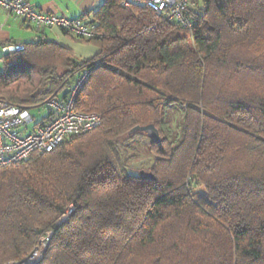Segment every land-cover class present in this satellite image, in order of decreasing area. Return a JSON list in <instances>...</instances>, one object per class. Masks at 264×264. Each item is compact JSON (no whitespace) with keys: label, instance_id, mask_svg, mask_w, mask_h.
I'll return each instance as SVG.
<instances>
[{"label":"trees","instance_id":"1","mask_svg":"<svg viewBox=\"0 0 264 264\" xmlns=\"http://www.w3.org/2000/svg\"><path fill=\"white\" fill-rule=\"evenodd\" d=\"M194 1L189 32L146 0H103L90 20L100 36H73L94 57L44 37L0 73V96L33 105L64 97L99 59L75 109L102 118L0 167V264L48 232L35 264H264V0ZM150 123L153 179L130 174L122 155L147 136L129 130Z\"/></svg>","mask_w":264,"mask_h":264},{"label":"built area","instance_id":"2","mask_svg":"<svg viewBox=\"0 0 264 264\" xmlns=\"http://www.w3.org/2000/svg\"><path fill=\"white\" fill-rule=\"evenodd\" d=\"M146 4L155 12L164 13L166 20L191 31L192 21L188 12L194 8V0H146ZM0 10L24 20L39 31L40 33L33 39L34 42L44 39L41 31L47 28L62 29L80 38L100 36L91 19L70 18L45 12L36 8L32 0H0ZM24 47L23 42L5 43L1 46L0 55L7 57L0 58V73L15 60V54ZM99 63L100 60L95 59L81 69L64 97L52 96L33 105H16L0 96V167L26 160L36 152H50L67 137L88 132L101 124L100 114L79 112L75 109L77 96L89 78L90 66ZM41 110L44 111V115L39 121L34 122L36 117L34 112ZM71 210L72 207L67 213L69 214ZM40 246L41 244L25 259L6 264H35L43 254V250L38 249ZM40 252L41 255H38Z\"/></svg>","mask_w":264,"mask_h":264},{"label":"crops","instance_id":"3","mask_svg":"<svg viewBox=\"0 0 264 264\" xmlns=\"http://www.w3.org/2000/svg\"><path fill=\"white\" fill-rule=\"evenodd\" d=\"M102 2L103 0H32L34 6L39 10L64 15L70 18L84 16V18L88 20L92 19L93 11L97 9ZM11 29L12 31L20 32L16 41L23 43L33 41L36 35L40 33L24 20L13 15H7L0 10V46L12 38ZM41 32L45 40L57 42L70 49L78 60L91 59L99 51L96 45L88 43L86 40L75 38L70 34L68 35L57 28H47Z\"/></svg>","mask_w":264,"mask_h":264},{"label":"rangeland","instance_id":"4","mask_svg":"<svg viewBox=\"0 0 264 264\" xmlns=\"http://www.w3.org/2000/svg\"><path fill=\"white\" fill-rule=\"evenodd\" d=\"M196 1H197V5L200 6L201 0H196ZM24 30H26V29H24ZM10 32H12V34H11L12 38L7 40L6 43L18 42V41H16V39H18V35L20 32L12 31V29L10 30ZM3 45L4 44H2L1 46H3ZM1 46H0V48H1ZM176 106H177V104L172 103L171 107L169 108L170 110L167 114L168 120L170 121L172 127L175 129L177 128L178 123H179L180 118H181L180 110H177L176 108L178 106L177 107ZM34 113L36 114L34 122L39 121L41 119V116L44 115V111H42V110L39 112L35 111ZM148 139H149L148 136H136L131 143V148L126 147L128 149V151L127 150L124 151V148H122V151H123L122 155L125 159V163L127 165L128 172L132 175H137L139 170H141V169L148 170L150 165H151L153 158L150 155V153L147 151ZM122 141H123V139H122ZM66 216H63L62 218H60L58 222H62L66 218ZM50 234H51V232H48L46 237L48 238L50 236ZM40 244H41V246L38 249H41L44 252V250L46 249V246H47V240H44V239L41 240ZM38 255H41V252L38 253Z\"/></svg>","mask_w":264,"mask_h":264},{"label":"water","instance_id":"5","mask_svg":"<svg viewBox=\"0 0 264 264\" xmlns=\"http://www.w3.org/2000/svg\"><path fill=\"white\" fill-rule=\"evenodd\" d=\"M136 132H143L154 142L156 143L160 142V134L157 128L155 127V125L152 123L146 125H138L129 130V134H134ZM139 173L144 178H151V179L154 178L153 174L150 171L140 170Z\"/></svg>","mask_w":264,"mask_h":264}]
</instances>
